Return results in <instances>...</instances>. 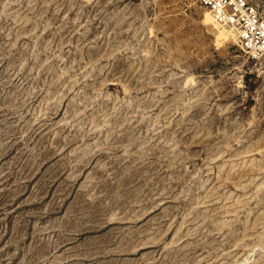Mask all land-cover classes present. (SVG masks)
<instances>
[{
  "label": "rangeland",
  "instance_id": "374dc122",
  "mask_svg": "<svg viewBox=\"0 0 264 264\" xmlns=\"http://www.w3.org/2000/svg\"><path fill=\"white\" fill-rule=\"evenodd\" d=\"M216 26L0 0V264H264V56Z\"/></svg>",
  "mask_w": 264,
  "mask_h": 264
},
{
  "label": "built area",
  "instance_id": "2783aa9c",
  "mask_svg": "<svg viewBox=\"0 0 264 264\" xmlns=\"http://www.w3.org/2000/svg\"><path fill=\"white\" fill-rule=\"evenodd\" d=\"M211 6L215 17L229 29L233 30L246 47L254 52L261 51L264 56V45L259 35L263 37L261 28L254 17L245 10L244 0H201Z\"/></svg>",
  "mask_w": 264,
  "mask_h": 264
},
{
  "label": "bare ground",
  "instance_id": "6f19581e",
  "mask_svg": "<svg viewBox=\"0 0 264 264\" xmlns=\"http://www.w3.org/2000/svg\"><path fill=\"white\" fill-rule=\"evenodd\" d=\"M216 27L218 28L219 32L221 33L222 37L225 40H231V39H236L237 38V33H235L233 30L230 29L229 33H225V32H223V30L219 26H216Z\"/></svg>",
  "mask_w": 264,
  "mask_h": 264
}]
</instances>
